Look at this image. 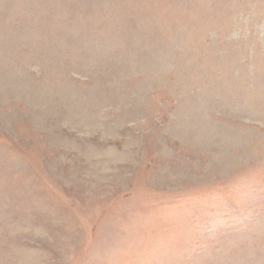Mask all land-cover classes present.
<instances>
[{
  "label": "rangeland",
  "instance_id": "374dc122",
  "mask_svg": "<svg viewBox=\"0 0 264 264\" xmlns=\"http://www.w3.org/2000/svg\"><path fill=\"white\" fill-rule=\"evenodd\" d=\"M0 264H264V0H0Z\"/></svg>",
  "mask_w": 264,
  "mask_h": 264
}]
</instances>
